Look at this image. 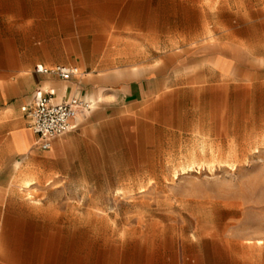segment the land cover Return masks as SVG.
<instances>
[{
    "label": "rangeland",
    "instance_id": "1",
    "mask_svg": "<svg viewBox=\"0 0 264 264\" xmlns=\"http://www.w3.org/2000/svg\"><path fill=\"white\" fill-rule=\"evenodd\" d=\"M57 64L158 68L174 124L52 181L0 116V264H264V0H0V83Z\"/></svg>",
    "mask_w": 264,
    "mask_h": 264
},
{
    "label": "crops",
    "instance_id": "2",
    "mask_svg": "<svg viewBox=\"0 0 264 264\" xmlns=\"http://www.w3.org/2000/svg\"><path fill=\"white\" fill-rule=\"evenodd\" d=\"M74 71L70 79L63 80L34 70L26 88L23 89L18 81L11 85L13 95L6 84L0 83V116L8 128V137L2 142L3 150L16 157L27 156L31 162L45 160L52 181H63L70 164L85 163L74 157H86L89 159L86 163L91 165L101 164L100 158L108 149L129 150L135 164L140 155L138 150L157 147L149 142L157 140L155 135L159 127L174 124L172 110L176 108L175 98L181 89L168 86L158 68L145 69L140 77H128L112 84H106L102 78H89L90 73ZM38 88L51 90L56 103L74 97H83L93 103L92 110L77 117L74 128L54 138L48 150L42 149L30 127L24 126L27 118L21 110L31 102ZM144 141L147 143H142ZM19 163L21 161L17 160L16 167Z\"/></svg>",
    "mask_w": 264,
    "mask_h": 264
},
{
    "label": "built area",
    "instance_id": "3",
    "mask_svg": "<svg viewBox=\"0 0 264 264\" xmlns=\"http://www.w3.org/2000/svg\"><path fill=\"white\" fill-rule=\"evenodd\" d=\"M35 71L40 74L58 76L68 80L75 73L74 69L56 65L47 68L37 65ZM93 103L83 97H74L61 103L54 102V94L49 89L38 88L29 104L21 110L25 113L28 126L37 136L42 149L48 150L52 140L74 128V120L80 115L90 112Z\"/></svg>",
    "mask_w": 264,
    "mask_h": 264
},
{
    "label": "bare ground",
    "instance_id": "4",
    "mask_svg": "<svg viewBox=\"0 0 264 264\" xmlns=\"http://www.w3.org/2000/svg\"><path fill=\"white\" fill-rule=\"evenodd\" d=\"M34 183H35V180L33 181V179H29V180H26V181L24 182V186H25L26 188H29V187H31Z\"/></svg>",
    "mask_w": 264,
    "mask_h": 264
}]
</instances>
